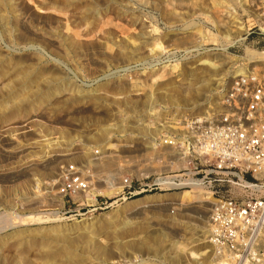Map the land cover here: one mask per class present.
<instances>
[{
	"label": "rangeland",
	"instance_id": "374dc122",
	"mask_svg": "<svg viewBox=\"0 0 264 264\" xmlns=\"http://www.w3.org/2000/svg\"><path fill=\"white\" fill-rule=\"evenodd\" d=\"M255 25L245 0H0V264L170 261L205 250V207L169 205L193 197L93 210L64 197L62 170L77 162L113 178L133 167L120 155L161 134L157 122L216 113L232 73L264 58ZM105 179L85 203L116 194L118 182Z\"/></svg>",
	"mask_w": 264,
	"mask_h": 264
},
{
	"label": "built area",
	"instance_id": "2783aa9c",
	"mask_svg": "<svg viewBox=\"0 0 264 264\" xmlns=\"http://www.w3.org/2000/svg\"><path fill=\"white\" fill-rule=\"evenodd\" d=\"M248 1L256 17L250 31L257 28L264 36V0ZM156 125L161 134L130 146L131 155H120L123 162L132 158L133 167L122 166L114 175L116 194L85 203L106 177L75 162L62 170L63 195L72 205L98 210L119 200L199 191L205 197L206 248L197 258L187 254L176 260L173 252L170 261L134 256L114 264H264V61L232 79L216 113L165 118ZM142 167L148 174L140 175ZM130 168L135 178L126 171Z\"/></svg>",
	"mask_w": 264,
	"mask_h": 264
},
{
	"label": "bare ground",
	"instance_id": "6f19581e",
	"mask_svg": "<svg viewBox=\"0 0 264 264\" xmlns=\"http://www.w3.org/2000/svg\"><path fill=\"white\" fill-rule=\"evenodd\" d=\"M23 1V0H22ZM245 2H246V4L248 3L249 4V1L248 0H245ZM3 10V9H2ZM67 16V15H66ZM59 18V17H58ZM66 18V17H65ZM255 20H256V17H255ZM241 28V27H240ZM100 30V29H99ZM98 30V31H99ZM98 34V33H97ZM45 38V37H44ZM74 50H76V49H74ZM261 54H264V51L263 52H261ZM255 60H260V61H257V62H253V61H255ZM35 61V60H34ZM262 61H264V58H262V59H253L252 60V62L253 63H250L249 62V64L250 65H254V64H257V63H259V62H262ZM209 67H211L212 68V71L215 69H217L218 67H220V66H218V65H210ZM239 69H241V68H238L237 70H235L233 73H232V79L233 78H235V77H237V76H240L241 74H243L244 72H245V68H242L243 70L242 71H238ZM218 70V69H217ZM196 82H195V85H197L195 88L197 89H199V87H202V86H205V85H207L208 84V81H207V79L206 78H204V76L203 77H200V78H196ZM133 82V81H132ZM211 84V83H210ZM213 85V84H212ZM227 86H228V84L226 85V87H225V89L223 90L224 92H225V90H226V88H227ZM150 90V89H149ZM148 90V91H149ZM150 93V92H149ZM224 94V93H223ZM222 97H223V95H222ZM222 97L220 98V100H219V103H218V109H219V107H220V104H221V99H222ZM22 98V97H21ZM191 106V105H190ZM130 110V109H129ZM133 112V111H132ZM138 113L140 112L139 110L137 111ZM50 113V112H49ZM134 113V112H133ZM197 115V114H196ZM208 115H211L209 112H207L206 113V115L205 116H202V117H206V116H208ZM35 116V115H34ZM41 117V116H40ZM198 117V116H197ZM30 118V117H29ZM195 118V117H194ZM198 118H201V117H198ZM33 119V118H32ZM35 119V118H34ZM26 121H27V119H25ZM25 120H23L24 122H25ZM29 121V120H28ZM16 123V122H15ZM14 124V123H13ZM151 124V123H150ZM19 125H20V123H19ZM22 125V124H21ZM24 125V124H23ZM5 127V126H4ZM6 127H8V126H6ZM9 130V129H8ZM4 133V132H3ZM139 137V136H138ZM63 144V143H62ZM99 160V159H98ZM55 163V162H54ZM88 163V162H87ZM86 163V164H87ZM99 164H100V162H98ZM108 166V165H107ZM127 167V166H126ZM109 169V168H108ZM114 169V168H113ZM115 169H116V167H115ZM104 170V169H103ZM112 170V169H111ZM101 172V171H100ZM112 175H108L107 177H106V182H107V184H106V186H108L107 188H114V187H117V186H115V180H114V178H112L111 177ZM55 178V177H54ZM50 179V178H49ZM53 180V179H52ZM51 180V181H52ZM54 181V180H53ZM53 181L51 182V183H53ZM58 181V180H57ZM55 182H56V179H55ZM48 183V182H47ZM50 183V182H49ZM55 184V183H54ZM117 184V183H116ZM105 185V184H104ZM53 187V186H52ZM105 187V186H104ZM47 188V187H46ZM53 189V188H52ZM179 194H181V196H183L184 197V195L185 196H187V197H189V199L191 198V197H193L192 198V200L194 201H189L187 204H186V202H184L183 200H177V202H178V204H180L179 206H184V205H186V206H190L191 208H200L201 206L202 207H206L205 205H204V201H205V197H204V195L201 193V192H199V191H194V192H192V191H183V192H178ZM34 196H32V198H33ZM19 198V197H18ZM92 198V197H91ZM39 199V198H38ZM43 201V200H42ZM180 201V202H179ZM17 202V201H16ZM176 202V200H175V202H169V205H171V204H176L177 203ZM168 203V202H167ZM128 205H130V204H128ZM191 208H188L187 210H189V209H191ZM201 215H203V214H201ZM205 215V223H207V214L205 213L204 214ZM203 217V216H202ZM207 225V224H206ZM167 230V229H166ZM21 238V237H20ZM13 239V238H12ZM20 240V239H19ZM14 251V250H13ZM187 254H188V256H191L192 258H197V256H198V252H194V251H190V252H188L187 251ZM200 255V254H199Z\"/></svg>",
	"mask_w": 264,
	"mask_h": 264
}]
</instances>
